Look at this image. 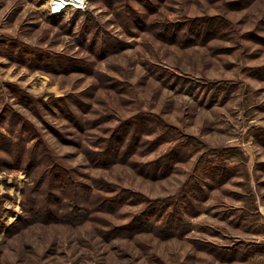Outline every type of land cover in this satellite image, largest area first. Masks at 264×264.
<instances>
[{"label":"rangeland","instance_id":"374dc122","mask_svg":"<svg viewBox=\"0 0 264 264\" xmlns=\"http://www.w3.org/2000/svg\"><path fill=\"white\" fill-rule=\"evenodd\" d=\"M56 1L0 0V264H264V0Z\"/></svg>","mask_w":264,"mask_h":264},{"label":"trees","instance_id":"16d2710c","mask_svg":"<svg viewBox=\"0 0 264 264\" xmlns=\"http://www.w3.org/2000/svg\"><path fill=\"white\" fill-rule=\"evenodd\" d=\"M25 154V158L27 159V160H33V159H35L36 160V162H38V161H42V155H41V153H36V154H33L32 153V151L31 150H28L26 153H24ZM27 154V155H26ZM105 155H106V153H105ZM36 157H38V160L36 159ZM36 162H34V163H36ZM38 163H36V165H37ZM65 168H60V174L56 177H54V182H56L55 184L57 185V186H59L60 188L59 189H61V193L62 192H65L64 191V189L66 188V187H68V183L70 182L71 184H73V180H72V178L68 175L67 176V174H68V172H66L65 170H64ZM67 173V174H66ZM41 178V177H40ZM53 181H51V182H49V184H50V186H51V188L52 187H54V185H53ZM87 187V186H86ZM68 189V188H67ZM66 189V190H67ZM85 191L87 192L86 193V196L87 195H89V193L88 192H90V189L87 187L86 189H85ZM48 195H50V196H47L48 198H43V196H42V199H43V201L44 202H46L49 198L51 199V197L54 199V200H56V199H58V201H56V202H58V204L60 205V207H59V209H60V214L58 215L59 217H58V219H60V220H62V221H64V222H72V223H78V222H80V220H81V213L79 212V211H83L85 208L82 206V204H81V202L82 201H84L83 199H82V194H76V193H72L71 194V196H70V205H69V207L71 208V209H73V210H68V208H67V206H66V208L64 207V200H63V198L61 197V196H56L55 194H48ZM40 197L41 196H39L37 199H34L33 201V204H34V206H37L38 204H39V202H41L42 201V199H40ZM53 199H51L52 201H53ZM55 202V201H54ZM55 202V203H56ZM97 206V205H96ZM100 208H102V210H103V207L102 206H99ZM79 210V211H78Z\"/></svg>","mask_w":264,"mask_h":264},{"label":"built area","instance_id":"2783aa9c","mask_svg":"<svg viewBox=\"0 0 264 264\" xmlns=\"http://www.w3.org/2000/svg\"><path fill=\"white\" fill-rule=\"evenodd\" d=\"M60 1V2H59ZM61 3V4H60ZM64 3V5H62ZM56 6H59L60 8L62 6H71L76 9H82L84 6L83 0H57L55 2Z\"/></svg>","mask_w":264,"mask_h":264},{"label":"bare ground","instance_id":"6f19581e","mask_svg":"<svg viewBox=\"0 0 264 264\" xmlns=\"http://www.w3.org/2000/svg\"><path fill=\"white\" fill-rule=\"evenodd\" d=\"M60 2V1H59ZM62 5H64V4H62Z\"/></svg>","mask_w":264,"mask_h":264}]
</instances>
